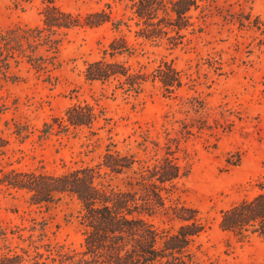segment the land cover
Returning a JSON list of instances; mask_svg holds the SVG:
<instances>
[{"label": "rangeland", "instance_id": "374dc122", "mask_svg": "<svg viewBox=\"0 0 264 264\" xmlns=\"http://www.w3.org/2000/svg\"><path fill=\"white\" fill-rule=\"evenodd\" d=\"M46 1L0 0V29L42 27ZM50 1L81 21L106 10L105 3L113 5L114 16L123 13L113 0ZM201 5L203 30L188 36L183 48L155 46L123 30L134 52L115 59L149 75L136 96L124 97L114 82L84 78L86 64L99 60L102 46L117 35L109 24L57 31L55 55L44 45L36 49L38 57H53L48 63L56 66L48 73L24 61L12 64L8 79L0 77V101L7 105L0 118V179L10 170L61 173L93 166L108 148L151 164L170 147L188 174L174 183L166 210L147 218L149 224L160 236L170 234L180 225L171 208L194 209L206 227L188 249L189 264H264V241L240 239L218 227L221 211L264 193V0H201ZM164 62L181 80L169 94L150 78ZM78 103L99 116L90 128L63 133L53 124L52 132L43 133L44 124ZM124 178L107 177V183L123 189ZM78 210L69 198L31 206L25 192L0 182V224L20 230L0 241V253L29 249L22 239L30 234L32 219L44 225L45 242L80 251Z\"/></svg>", "mask_w": 264, "mask_h": 264}, {"label": "trees", "instance_id": "16d2710c", "mask_svg": "<svg viewBox=\"0 0 264 264\" xmlns=\"http://www.w3.org/2000/svg\"><path fill=\"white\" fill-rule=\"evenodd\" d=\"M112 3L121 8L120 18L113 15V5L105 3L106 10H97L81 21L47 0L41 11L42 27L0 29V77L8 79L11 65L23 61L36 72L48 73L49 66H56L48 63L53 57H38L36 49L44 45L55 55L59 40L53 36L57 31L109 24L117 35L107 46H102L99 60L86 64L84 78L102 84L114 82L124 97L136 96L149 75L133 71L115 59L134 52L123 30L135 40L178 49L191 41L188 36L200 34L205 23L201 0H113ZM150 78L168 94L181 86L178 72L166 62L157 66ZM6 110L7 105L0 101V118ZM98 117L92 106L73 104L65 110L64 117L44 124L43 133L52 132L53 124L63 133L69 128H90ZM15 132L22 138L26 136L19 129ZM166 150L151 164L108 148L93 166L69 168L61 173L10 170L0 179L1 184L25 192L31 206L51 205L63 198L77 202L79 210L75 219L82 243L80 251H76L45 242L44 225L32 219L30 234L25 239L17 235V239L28 242L29 249L0 253V264H189L188 249L206 227L198 212L183 206L171 208L172 218L180 225L173 233L163 236L146 220L166 210L168 192L178 179L188 174V168L181 166L175 152L170 147ZM117 176L125 177L123 189L107 183V177ZM220 214L221 231L240 239L254 236L264 241V193L242 200ZM19 231L0 224V241L7 242L9 235Z\"/></svg>", "mask_w": 264, "mask_h": 264}]
</instances>
